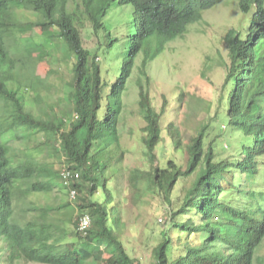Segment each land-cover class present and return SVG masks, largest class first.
Masks as SVG:
<instances>
[{"label":"trees","instance_id":"16d2710c","mask_svg":"<svg viewBox=\"0 0 264 264\" xmlns=\"http://www.w3.org/2000/svg\"><path fill=\"white\" fill-rule=\"evenodd\" d=\"M231 2L240 19L223 37L229 63L213 115L193 133L186 129L193 116L184 129L162 122L168 105L185 106L186 92L157 111L138 82L150 170L133 172L131 199L149 205L152 194L153 212L163 213L153 264H264L256 257L264 240V0H0V264H142L123 245L113 200L112 181L125 171L120 118L129 81L138 68L148 82L167 43ZM111 15L113 29L104 22ZM34 32L67 47L64 109L46 103L26 74L39 60ZM165 143L186 155L184 167L175 158L158 165ZM40 146L50 160L30 156ZM55 189L74 191L75 206L51 196ZM85 215L90 225L81 233Z\"/></svg>","mask_w":264,"mask_h":264},{"label":"rangeland","instance_id":"374dc122","mask_svg":"<svg viewBox=\"0 0 264 264\" xmlns=\"http://www.w3.org/2000/svg\"><path fill=\"white\" fill-rule=\"evenodd\" d=\"M239 19L240 14L234 2L223 3L204 12L200 21L188 25L184 35L167 43L164 51L149 65L148 82L138 68L129 81L124 96L125 107L120 118L121 145L126 152L125 161L122 164L125 171L116 174L112 181L114 187L113 200L118 210L121 211V221L124 225L123 245L129 256L139 259L142 264H153L152 253L160 239L162 228L159 222L161 223L163 213H161V209L158 210L161 212H153L156 204L155 200L152 201V194L151 197L145 194V201L149 205L141 204L143 206L138 205L140 206L138 207L132 203L131 199L137 189V183L132 176L133 172L135 170H150V161L140 142L145 122L140 115L138 105L140 92L138 82L141 81L157 111L164 105V100L169 101L176 98L181 90L186 92L187 95L183 101L185 106L178 108L176 105H168L162 122L165 118L167 121L180 124L184 129L182 123L184 124L189 117L193 116L194 120H189L191 125L186 128L188 133H193L194 123L205 119L207 115L212 116L214 113L215 100L224 79L225 63H229L223 37L231 28L236 26ZM104 22L106 24L109 22L108 25L112 29L117 26V20L112 15L106 18ZM83 36L85 47L90 49L96 43L95 37L91 32L84 33ZM31 42L34 44V48L38 50L37 53L34 52V57H38L39 60H35L34 64L31 63L26 74H31L34 78L36 88L39 89V92H43V96L46 97V103L50 101L55 108L59 106L64 109L65 100L62 89L70 78L67 47L58 37L47 39L36 32L32 34ZM25 44H23L24 47ZM96 61H101L100 56L96 58ZM137 65H140V59ZM31 91L29 90L25 94L33 93ZM68 101L69 98L67 97ZM66 108L68 114L72 113L70 102ZM12 146L18 149V141H12ZM155 155L159 161L158 165L162 167H165L167 161L173 158L184 167L187 160L185 154H173L168 143L162 144ZM30 156L40 162L52 158L51 155H46L43 146L35 148ZM183 184L185 187L189 186L191 178ZM184 185L182 182L180 183V187ZM55 194L59 202L66 203L67 200V203L75 206L76 196L71 199L70 194L66 196V193L62 191L56 193V189L50 195L54 196ZM157 215L158 222L156 225L155 217ZM68 241L71 239L68 238ZM256 257L264 260V240L258 248Z\"/></svg>","mask_w":264,"mask_h":264},{"label":"built area","instance_id":"2783aa9c","mask_svg":"<svg viewBox=\"0 0 264 264\" xmlns=\"http://www.w3.org/2000/svg\"><path fill=\"white\" fill-rule=\"evenodd\" d=\"M68 173H67V171H63L62 172V176L65 178V177H68ZM75 196H76V193L74 192V191H71V193H70V198L71 199H74L75 198ZM89 225H90V219H89V217L88 216H84V217H82L81 219H80V221H79V231L81 232V233H83L84 231H85V229L87 228V227H89Z\"/></svg>","mask_w":264,"mask_h":264}]
</instances>
